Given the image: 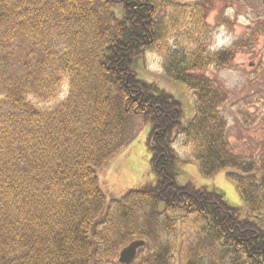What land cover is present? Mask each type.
<instances>
[{
  "label": "trees",
  "instance_id": "1",
  "mask_svg": "<svg viewBox=\"0 0 264 264\" xmlns=\"http://www.w3.org/2000/svg\"><path fill=\"white\" fill-rule=\"evenodd\" d=\"M208 12L204 0H0V264H119L138 238L133 264H176L178 249L179 264H264V150L234 153L226 92L196 73L235 55L208 51ZM263 33L257 25L252 41ZM146 52L193 91L188 125L181 102L135 72ZM64 79L61 104L29 98ZM136 118L151 124L156 184L107 201L98 171L135 137ZM178 134L205 175L230 169L248 217L177 181Z\"/></svg>",
  "mask_w": 264,
  "mask_h": 264
},
{
  "label": "rangeland",
  "instance_id": "2",
  "mask_svg": "<svg viewBox=\"0 0 264 264\" xmlns=\"http://www.w3.org/2000/svg\"><path fill=\"white\" fill-rule=\"evenodd\" d=\"M204 2L209 6V35L206 38L208 51L213 54L232 50L235 55L227 67L212 66L196 73L210 77L226 92L228 102L221 111L229 121L228 138L234 153L246 158H258L264 150V33L256 42L252 41L250 34L257 25L264 27V5L261 0ZM173 43L172 39L170 44ZM163 60L162 55L157 52H146L144 56L136 58L133 68L140 79L156 84L181 102L183 123L188 125L196 115L195 95L184 82L165 73ZM69 93V81L64 79L59 91L53 96L47 97L46 93L40 92L39 96L31 93L29 98L40 108H52L64 102ZM134 125L138 127L135 137L98 171L100 187L109 201L120 199L131 189L154 185L148 143L151 124L145 123L142 118H136ZM174 147L180 160L177 176L180 184L193 182L197 186L217 191L229 206L239 209L243 217H248V206L239 186L230 176V169L205 175L199 161L192 157L191 147L187 145L183 134L177 135ZM188 159L194 161L186 168L182 160ZM109 169V176H106ZM149 173H152V178ZM179 232L180 230L176 235L177 240H180ZM174 254L175 262L179 264V249ZM115 262L120 264L119 254Z\"/></svg>",
  "mask_w": 264,
  "mask_h": 264
},
{
  "label": "water",
  "instance_id": "3",
  "mask_svg": "<svg viewBox=\"0 0 264 264\" xmlns=\"http://www.w3.org/2000/svg\"><path fill=\"white\" fill-rule=\"evenodd\" d=\"M264 4V0H262ZM146 245L144 239L132 240L128 245L123 247L119 253V262L121 264H132L137 258L138 251Z\"/></svg>",
  "mask_w": 264,
  "mask_h": 264
},
{
  "label": "crops",
  "instance_id": "4",
  "mask_svg": "<svg viewBox=\"0 0 264 264\" xmlns=\"http://www.w3.org/2000/svg\"><path fill=\"white\" fill-rule=\"evenodd\" d=\"M126 149V148H125ZM149 152H150V157H151V151L149 150ZM127 157H130L129 156V154H127L126 155ZM182 161H184V163H185V165H186V168L188 167V164H190V163H193V161H189V159L188 160H182ZM197 163V162H196ZM197 165V164H196ZM178 167H179V164H178ZM111 169V168H110ZM110 169L109 170H107V175L106 176H109V173H110ZM150 169H151V165H150ZM151 171H152V169H151ZM152 173H154V171H152ZM152 173H149V176L152 178ZM100 180V179H99ZM156 181H157V177H156V175H155V173L153 174V179H152V182H153V184H156Z\"/></svg>",
  "mask_w": 264,
  "mask_h": 264
}]
</instances>
